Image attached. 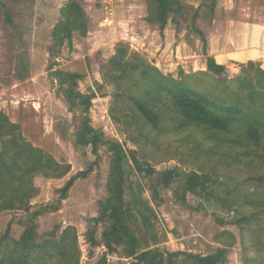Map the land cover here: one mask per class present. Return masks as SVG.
<instances>
[{"label": "rangeland", "instance_id": "rangeland-1", "mask_svg": "<svg viewBox=\"0 0 264 264\" xmlns=\"http://www.w3.org/2000/svg\"><path fill=\"white\" fill-rule=\"evenodd\" d=\"M1 2L0 111L20 126L27 141L71 166L61 179L37 177L40 194L32 204L54 203L73 176L92 167L57 212L36 219L39 238L73 226L79 264H97L105 255L107 264H132L123 246L113 244L112 252L103 246L108 223L96 229L98 247L91 248L87 240L88 220L99 217L108 197L112 155L108 146L101 145L97 156L77 143L82 114L66 97L68 85L54 77L53 72L62 71L80 74L76 90L95 94L93 128L126 152L136 151L142 166L157 172L139 173L131 160L124 162L127 223L138 251L206 256L227 248L224 264H264V131L256 144L239 127L213 133L181 124L170 110L154 129L131 99L151 95L153 78L171 76L211 99L244 103L264 123V0H180L182 10L162 31L148 21V0H78L87 18L86 34L74 32L71 43L60 49L53 33L68 0ZM121 55L136 69L118 70L120 62L112 64V59ZM207 57L223 65L225 73L207 72ZM252 88L263 90L251 99ZM175 168L209 176L207 190L194 195L178 183L164 187L159 174ZM241 215L250 218L244 235L234 225ZM28 217L29 212L0 215V239L10 225L11 238L19 240Z\"/></svg>", "mask_w": 264, "mask_h": 264}, {"label": "trees", "instance_id": "trees-1", "mask_svg": "<svg viewBox=\"0 0 264 264\" xmlns=\"http://www.w3.org/2000/svg\"><path fill=\"white\" fill-rule=\"evenodd\" d=\"M148 2L150 4L148 21L158 25L161 31L166 28L171 16L182 10L180 0H148ZM2 6L0 0V7ZM62 16L63 20L55 26L53 33L57 49L63 47L66 41L71 43L74 32L85 35L87 31L86 14L78 0H68L66 7L62 10ZM120 51L126 52L123 48ZM118 62H120L118 65L120 67L116 66L118 70L136 69L126 60L125 55L112 59V64ZM206 63L207 72L213 76H221L226 71V68L218 64L213 57H207ZM260 72L264 75V70ZM53 74L61 86L68 85L65 90L66 97L82 114L80 127L76 134L77 143L90 146L95 155L98 154L101 145L108 146L112 155L108 197L101 205L99 217L88 220L89 227L86 237L90 247L96 248L100 245L96 238V229L101 223H108L109 226L103 233V246L111 252L114 251L113 244L123 246L124 255L132 260V264H224L227 248H219L216 252L206 256L159 249L137 250V238L127 223L128 214H126L124 200V162L126 159L131 160L139 173L154 176L157 172L149 164L142 166L136 151L126 152L120 144L106 141L102 134L93 128L90 110L95 94H82L76 90L77 82L82 79L80 74L62 71H56ZM150 84L155 87L151 95H149L150 92H144L146 93L144 98L132 97L131 99L138 114L152 128L159 129L165 123L166 112L170 110L179 116L181 124L185 126H198L221 134H228L234 127H239L247 132L250 140L256 144L261 142L264 123L256 119L254 115L251 116L248 109L244 107V103L235 100L228 102V100L211 99L208 94L198 93L186 82L171 76L160 75L159 78H153ZM262 90L263 88L260 90L252 88L251 99L259 95ZM0 138L2 139L0 215L29 212V226L19 240L11 238L10 225L0 239V264H79L80 249L75 227L69 226L59 234L57 231L50 232L41 239L34 225L41 215L57 212L62 202L67 199L74 183L78 179H86L92 172V167L73 176L59 190V197L54 203L33 205L32 200L40 194L34 180L37 177L61 179L71 172V166L58 162L43 149L27 141L21 133L20 126L13 123L1 111ZM159 176L164 187L170 188L178 183L182 186L184 193L194 195H199L201 192L199 189L206 191L210 182L207 175H200L196 172L185 173L178 168L162 172ZM183 204L186 205L185 202ZM249 221L250 218L247 216H236L234 225L244 235V229ZM97 264H107V256H103Z\"/></svg>", "mask_w": 264, "mask_h": 264}]
</instances>
